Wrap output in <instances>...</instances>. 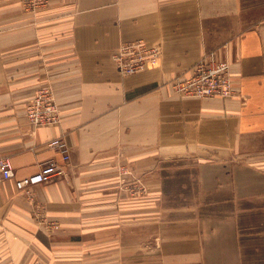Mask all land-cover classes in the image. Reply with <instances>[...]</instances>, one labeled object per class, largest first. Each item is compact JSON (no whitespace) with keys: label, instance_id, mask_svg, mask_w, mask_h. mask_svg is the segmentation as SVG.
Wrapping results in <instances>:
<instances>
[{"label":"crops","instance_id":"1","mask_svg":"<svg viewBox=\"0 0 264 264\" xmlns=\"http://www.w3.org/2000/svg\"><path fill=\"white\" fill-rule=\"evenodd\" d=\"M138 39L161 54L122 75L112 54ZM216 49L237 95L179 96ZM46 86L62 119L34 126ZM0 157L15 178L66 170L32 197L0 183V264H264V0H0ZM170 169L195 175L193 204L167 201Z\"/></svg>","mask_w":264,"mask_h":264},{"label":"built area","instance_id":"2","mask_svg":"<svg viewBox=\"0 0 264 264\" xmlns=\"http://www.w3.org/2000/svg\"><path fill=\"white\" fill-rule=\"evenodd\" d=\"M45 4L47 0H25L27 3ZM161 54L159 47L149 46L146 40L138 39L123 42L112 54L118 71L122 75L134 74L145 70L152 58ZM231 61L224 50L206 51L202 58L190 69V74L177 77L171 82L174 91L181 97L223 98L237 95L231 74ZM26 115L34 126L58 124L62 115L51 88L40 89L28 102ZM49 145L60 152L65 163L70 160V149L63 138L53 139ZM121 176L132 175L128 168L120 167ZM66 175V170L55 159L43 162L39 171L28 176L15 178L12 161L8 157H0V183L15 178L16 187L20 192L32 197L33 188L40 184L52 182L56 176Z\"/></svg>","mask_w":264,"mask_h":264},{"label":"rangeland","instance_id":"3","mask_svg":"<svg viewBox=\"0 0 264 264\" xmlns=\"http://www.w3.org/2000/svg\"><path fill=\"white\" fill-rule=\"evenodd\" d=\"M24 2H25V0H22V3L27 10H34L36 8H39V6H40V5L35 4L33 2L32 3L28 2L27 5H25ZM41 7H44V4H41ZM49 88H51V86L43 87V88H41V90L42 89H49ZM51 90H52V88H51ZM53 93H54V91H53ZM54 96H55V94H54ZM55 99H56V97H55ZM180 163L182 164L184 162L182 161ZM170 170L171 171L169 172L168 189L165 192V193L168 192L167 201H169L172 204H179V202H180V204H187V205H188V203L193 204L194 201L196 200V197L198 194L197 179H196L195 175L186 174L184 172H178L177 169H170ZM61 177H63V176L58 175V176H56V178L53 181H55ZM128 177L129 176H122L124 181H125V178H128ZM133 178H135L134 175H133ZM136 185L137 186L133 187L132 191H131L134 195H141L142 196V195L147 194V192H148L147 187L140 181V179H138V181H136Z\"/></svg>","mask_w":264,"mask_h":264}]
</instances>
